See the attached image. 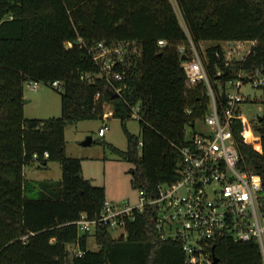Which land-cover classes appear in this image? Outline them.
I'll return each instance as SVG.
<instances>
[{"label":"trees","instance_id":"16d2710c","mask_svg":"<svg viewBox=\"0 0 264 264\" xmlns=\"http://www.w3.org/2000/svg\"><path fill=\"white\" fill-rule=\"evenodd\" d=\"M174 3L183 25L170 0H0V264H184L180 246L159 238L148 212L126 224L125 236L104 225L79 234L74 223L82 214H100L105 191L81 176V161L66 155L64 138L68 125L102 120L110 106L126 149L104 148L131 165L133 189L156 197L158 185L175 181L185 128L210 112L205 84L186 86L179 48L187 59L191 45L197 50L218 114L238 73L264 75V0ZM121 42L134 43L140 53L116 65L123 80L109 83L88 49ZM230 42L252 44L242 60L227 62L220 44ZM203 43L211 45L203 49ZM53 81L62 83L60 117L25 118L24 84L50 87ZM259 90L262 111L252 131L262 152L244 143V120H234L232 133L245 169L264 178V88ZM134 108L138 136L126 128ZM50 162L60 165L59 181L25 178V167ZM91 234L98 250L88 249ZM214 255L216 264H263L256 243L226 236L216 242Z\"/></svg>","mask_w":264,"mask_h":264},{"label":"built area","instance_id":"2783aa9c","mask_svg":"<svg viewBox=\"0 0 264 264\" xmlns=\"http://www.w3.org/2000/svg\"><path fill=\"white\" fill-rule=\"evenodd\" d=\"M230 43L226 44L229 49H238L239 45ZM158 46H164V42L158 41ZM88 51L99 68L100 78L109 83L123 80L124 74L114 70L116 65L140 53L139 48L129 42L109 46L99 43ZM179 52L185 56L184 47H180ZM190 52L192 57H185L182 61L186 86L205 84L210 112L202 122L206 128L187 135V144L179 148L175 181L158 185L157 196L152 198H147L143 191L138 190L136 204H121L105 199L96 218L87 219L82 214L74 224L79 233H87L104 225L113 233L119 231L117 236H125L126 224L148 212L159 238L180 246L184 264H213L214 246L222 236L234 242L256 243L264 264V178L245 169L232 133L234 120H244L247 124L244 143L262 152L259 137L241 115L240 106L249 96L241 94L240 89L247 85L254 89L264 88V75L260 70L238 73L237 79L227 84L224 109L222 114H218L202 61L193 45ZM40 84L28 82L34 91ZM50 87L59 90L62 83L53 81ZM231 89L233 93H230ZM114 91L118 95L120 88ZM137 112L138 108H134L132 118L138 119ZM111 115V109H106L103 119ZM106 130L105 125L99 128L98 138H103ZM44 157H47L46 153Z\"/></svg>","mask_w":264,"mask_h":264},{"label":"rangeland","instance_id":"374dc122","mask_svg":"<svg viewBox=\"0 0 264 264\" xmlns=\"http://www.w3.org/2000/svg\"><path fill=\"white\" fill-rule=\"evenodd\" d=\"M181 21L179 12L174 0H170ZM182 24V21H181ZM183 25V24H182ZM250 42H237L238 49H229L226 44L221 43L225 58L231 61L238 60L251 47ZM209 43H203L201 47L205 49L210 46ZM233 93V89L229 90ZM240 93L249 96L250 102L243 103L240 106L241 115L253 129L257 124V117L260 116L262 106V92L247 85L240 89ZM24 100L28 101L23 106V114L28 119H49L58 118L61 114L60 90L40 84L36 91L32 90L28 83L23 88ZM110 106H106L109 109ZM106 126L104 138H98L97 132L102 126ZM126 128L132 135L138 136L139 127L135 119L126 122ZM201 128H206L202 122L197 121L194 128H185L186 135H191L194 131L199 132ZM91 137L93 144L84 147L81 143ZM66 155L81 161V176L91 182V184L104 188L105 198L115 203L136 204L137 190L130 185L129 169L131 165L112 154L104 148V143L124 151L126 149V137L123 133L121 123L118 119L111 116L102 120H85L72 125H68L64 132ZM140 141V138H138ZM138 156L140 155V146L137 147ZM25 178L29 181H59L61 179V168L58 162H50L45 168H37L36 165L25 167ZM114 236L119 231L114 232ZM80 234V233H79ZM88 249L98 250L94 242V237L88 238ZM72 252V249L70 250Z\"/></svg>","mask_w":264,"mask_h":264},{"label":"water","instance_id":"95a60500","mask_svg":"<svg viewBox=\"0 0 264 264\" xmlns=\"http://www.w3.org/2000/svg\"><path fill=\"white\" fill-rule=\"evenodd\" d=\"M229 45H232V42L229 44ZM65 48L67 49L68 46H65ZM185 60V56H182L181 58V61H184ZM114 97H117V94L114 96ZM26 103V101L24 100V104ZM259 117V116H258ZM257 117V118H258ZM92 144V138L91 137H87L82 143L81 145L84 146V147H87V146H91ZM218 262V259L215 257V255L213 254V264H216Z\"/></svg>","mask_w":264,"mask_h":264},{"label":"crops","instance_id":"0c3cea01","mask_svg":"<svg viewBox=\"0 0 264 264\" xmlns=\"http://www.w3.org/2000/svg\"><path fill=\"white\" fill-rule=\"evenodd\" d=\"M26 103H28V101L26 100ZM104 138V137H103Z\"/></svg>","mask_w":264,"mask_h":264}]
</instances>
